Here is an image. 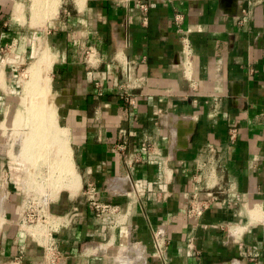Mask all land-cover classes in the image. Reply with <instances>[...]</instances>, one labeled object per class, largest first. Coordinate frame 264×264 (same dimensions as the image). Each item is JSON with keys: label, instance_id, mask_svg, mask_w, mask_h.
Returning a JSON list of instances; mask_svg holds the SVG:
<instances>
[{"label": "crops", "instance_id": "obj_1", "mask_svg": "<svg viewBox=\"0 0 264 264\" xmlns=\"http://www.w3.org/2000/svg\"><path fill=\"white\" fill-rule=\"evenodd\" d=\"M126 1L68 0L46 32L83 187L49 203L62 220L59 264H264V0H144L145 20L137 0ZM2 18L0 97L27 57L14 44L18 27ZM26 177L0 152V264L20 251L21 264L42 261L19 225ZM87 183L116 214L95 215ZM193 193L208 200L197 219L187 215Z\"/></svg>", "mask_w": 264, "mask_h": 264}, {"label": "rangeland", "instance_id": "obj_2", "mask_svg": "<svg viewBox=\"0 0 264 264\" xmlns=\"http://www.w3.org/2000/svg\"><path fill=\"white\" fill-rule=\"evenodd\" d=\"M45 2L39 5L38 0H0V10L3 14V20L1 21L18 27L20 33L17 34L14 44H16L19 52L26 49L27 53V57L10 72L11 80L6 85V95L0 97V152L7 151L12 160L24 166L27 171L25 182L27 195L35 196L38 201L45 202L46 210L55 215L50 209L49 203L51 204L62 193L71 192L74 194L83 191V187L78 169L72 158L71 142L66 130L61 126L58 113L59 107L51 88L50 71L53 58L46 38V32L53 26L52 23L60 18L62 9L66 4L69 5V2L68 0H45ZM46 4L50 6L47 7ZM42 55H45L46 59ZM38 59L39 61L42 60L41 63L44 65V70L47 69L45 71L47 74L41 72L44 70L41 68V63L38 64ZM46 60L50 67L46 65ZM31 69L34 73L36 72V75L32 73ZM39 72L43 75H40ZM28 74L32 78L38 75V80L36 78L35 80L32 79ZM43 76V80H46V82L42 80ZM25 89H28L26 91H29V94L35 93V96L26 94ZM28 95L31 97H28ZM31 99L33 100L32 103ZM33 104L34 107L38 104L39 106L43 105L47 111H50L49 114L52 117L54 128H51L53 127L51 125L46 133L44 128L45 135L42 132L41 136L45 138L42 137V142L33 138L31 133L33 129L31 125L34 126L31 120L36 122L32 117L29 120V115L32 114L30 108ZM4 146H6V150ZM68 161L71 168H66ZM64 168H66V171H64ZM68 169H70L69 172ZM127 261L124 258L123 262L125 264Z\"/></svg>", "mask_w": 264, "mask_h": 264}, {"label": "built area", "instance_id": "obj_3", "mask_svg": "<svg viewBox=\"0 0 264 264\" xmlns=\"http://www.w3.org/2000/svg\"><path fill=\"white\" fill-rule=\"evenodd\" d=\"M130 0H127L128 3ZM137 5L141 10L143 19L145 20V13L147 12V3L144 0H137ZM247 15L242 13L238 19L239 23H242L246 20ZM182 17L177 15L175 16V22L178 24L181 21ZM183 36V37H182ZM180 38L182 45V55L185 59L186 70L190 69L192 58V48L189 42V39L185 34ZM89 62L92 64V58L94 57V49L88 47L86 51ZM133 70L126 63L123 68V76L126 78L127 82L133 78ZM131 86L130 83H128ZM135 86V85H134ZM120 98L127 101L128 104H133L134 99L126 91L120 94ZM120 142L117 144L118 149L124 150L127 143V133L123 130H120ZM86 193H87V202L89 203L91 209L95 212L96 216H104L105 214H116L117 208L114 205L103 203L97 199V191L93 184H86ZM187 202V215L190 218L197 219L203 212V209L208 205L207 199H201L197 194L193 193L192 195L185 196ZM46 203L40 202L35 198V196H26L25 208L22 211L20 216L19 225L21 228H24L28 234L34 239L36 244L42 248V261L41 264H59L60 259L62 258V251L59 247V242L57 239L58 232L62 220L59 216L52 215L46 210ZM161 242H156V245L159 249ZM22 252L20 251L13 258V264H21Z\"/></svg>", "mask_w": 264, "mask_h": 264}, {"label": "bare ground", "instance_id": "obj_4", "mask_svg": "<svg viewBox=\"0 0 264 264\" xmlns=\"http://www.w3.org/2000/svg\"><path fill=\"white\" fill-rule=\"evenodd\" d=\"M39 1V5H42V3L43 2H45V0H38ZM49 1V0H48ZM50 1H52V0H50ZM54 1V0H53ZM57 1V0H56ZM46 3V2H45ZM49 4V3H48ZM51 4V3H50ZM46 6H47V4H46ZM48 6H50V5H48ZM47 6V7H48ZM52 6H53V4H52ZM45 7V6H44ZM19 9V8H18ZM49 15V14H48ZM52 16V15H51ZM45 54V53H44ZM44 58H45V55H42ZM41 58V57H40ZM46 59V58H45ZM41 59H40V61H39V59L37 60V62H39L38 64H40L41 63ZM47 61V60H46ZM45 61V62H46ZM45 62H44V64H45ZM50 62V61H49ZM36 64V63H35ZM37 65V64H36ZM46 65L48 66V67H50L49 65H48V61H47V63H46ZM41 68H43V70H44V65H42V63H41ZM36 67H39V66H36ZM33 69V68H32ZM31 69V70H32ZM39 69V68H38ZM34 70H35V67H34ZM36 70H37V68H36ZM40 70V69H39ZM47 70V69H46ZM46 70H44V71H41V72H44V74H47L45 71ZM48 70H49V68H48ZM37 72H38V70H37ZM41 72H39L40 73V75H43V73L41 74ZM49 72V71H48ZM32 73H34L33 72V70H32ZM32 73H30V74H32ZM36 73V72H35ZM34 73V74H35ZM39 73H37V74H39ZM36 75V74H35ZM28 76H30L31 77V75H29L28 74ZM38 76V75H37ZM37 76H34L32 79H34L35 80V78L38 80V78H37ZM39 77V76H38ZM30 78V79H31ZM43 78H44V76L42 77V80H43ZM46 79H47V77H45ZM30 79H29V81H30ZM44 81V80H43ZM48 81V80H47ZM44 82H46V80L44 81ZM48 83V82H47ZM32 84V83H31ZM48 85V84H47ZM26 86V85H25ZM25 88V87H24ZM29 88V87H28ZM30 89V88H29ZM26 90H28V89H25V91ZM27 92V91H26ZM29 92V91H28ZM26 93V94H29V93ZM29 95H31V96H35V93H32V94H29ZM28 95V97H31V96H29ZM25 98V97H24ZM36 98V97H35ZM54 98V97H53ZM29 100V99H28ZM29 102V101H28ZM33 102V100L31 99V103ZM36 102V101H35ZM49 102V101H48ZM30 103V102H29ZM50 103V102H49ZM32 105V104H31ZM30 105V106H31ZM48 107V106H47ZM30 111H31V115H29L30 117H29V120H31L32 118L34 119V121H36V122H32L33 120H31V123H33V125L34 126H32L31 124H29V125H31V127L33 128L32 129V131H31V133H32V137L33 138H36V139H38V141L40 142V140H41V142H42V140H43V138L42 137H44V136H41L42 135V132L44 133V128L46 129V131H45V133L47 132V129L49 128V127H51V125H52V117H51V115L49 114L50 113V111L48 110H46L45 108H44V106L42 105V106H39V104L37 105V106H35L34 107V104H33V106H31V108H30ZM29 112V111H28ZM30 114V113H29ZM32 117V118H31ZM31 118V119H30ZM40 119H41V122H40ZM29 122V121H28ZM41 123V124H40ZM39 126H38V125ZM40 126H41V128H40ZM53 126V125H52ZM42 127H43V129H42ZM51 128H54V126L53 127H51ZM53 130V129H52ZM45 133L43 134V135H45ZM42 138V139H41ZM45 138V137H44ZM68 156H70L69 154H68ZM70 160V159H69ZM70 162L68 161L67 163H66V168H71L70 167V164H69ZM65 167V166H64ZM66 168H64L65 170L64 171H66ZM70 171V169H68V172ZM72 172V171H71ZM70 174H72V173H70ZM75 173H74V171H73V175H74ZM60 175V174H59ZM71 176V175H70ZM60 177V176H59ZM61 178V177H60ZM73 179V178H72ZM60 181V180H59ZM74 181V180H73ZM47 184V183H46ZM47 186V185H46ZM74 186V185H73Z\"/></svg>", "mask_w": 264, "mask_h": 264}]
</instances>
